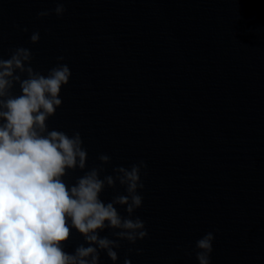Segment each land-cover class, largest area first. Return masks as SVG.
Returning <instances> with one entry per match:
<instances>
[{
  "label": "water",
  "instance_id": "obj_1",
  "mask_svg": "<svg viewBox=\"0 0 264 264\" xmlns=\"http://www.w3.org/2000/svg\"><path fill=\"white\" fill-rule=\"evenodd\" d=\"M55 7L0 0V55L26 47L44 74L68 65L47 123L80 132L87 167L66 182L101 153L111 157L101 178L147 165L133 218L148 235L121 240L115 262L101 251L99 264H198L195 241L207 232L210 264H264V0H64L62 16L37 18ZM117 193L118 183L100 197ZM112 231L100 235L115 239ZM81 243L73 229L65 250Z\"/></svg>",
  "mask_w": 264,
  "mask_h": 264
},
{
  "label": "clouds",
  "instance_id": "obj_2",
  "mask_svg": "<svg viewBox=\"0 0 264 264\" xmlns=\"http://www.w3.org/2000/svg\"><path fill=\"white\" fill-rule=\"evenodd\" d=\"M65 11L64 0H56L54 9L37 12V18L53 12L60 17ZM39 39L38 31L29 37L33 44ZM32 59L31 50L23 46L9 49L7 59L0 55V264H99L101 251L115 262L114 249L121 240L135 244L148 235L145 222L133 218L142 206L138 189L144 188L141 170L147 165L140 160L116 166L101 178L111 161L101 153L100 164L67 183L70 171L87 167V150L79 131L69 136L49 130L47 122L62 104L59 94L71 71L57 63L44 74L32 67ZM17 86L18 94L13 91ZM117 183L125 194L103 201L100 194ZM117 205L124 206L126 216ZM73 229L84 243L70 253L65 245ZM105 229L113 230L115 239L101 236ZM213 240V233L207 232L195 241L198 264H210ZM124 264L130 261L125 258Z\"/></svg>",
  "mask_w": 264,
  "mask_h": 264
}]
</instances>
